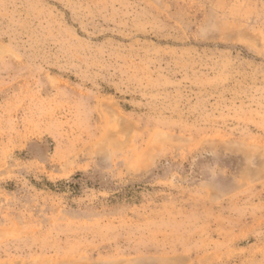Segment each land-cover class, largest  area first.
I'll list each match as a JSON object with an SVG mask.
<instances>
[{"label": "rangeland", "instance_id": "374dc122", "mask_svg": "<svg viewBox=\"0 0 264 264\" xmlns=\"http://www.w3.org/2000/svg\"><path fill=\"white\" fill-rule=\"evenodd\" d=\"M0 264H264V0H0Z\"/></svg>", "mask_w": 264, "mask_h": 264}]
</instances>
